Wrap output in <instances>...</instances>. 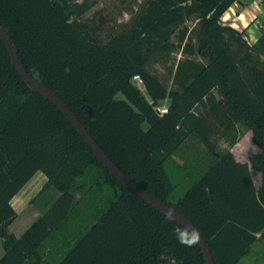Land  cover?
Here are the masks:
<instances>
[{
	"label": "trees",
	"instance_id": "16d2710c",
	"mask_svg": "<svg viewBox=\"0 0 264 264\" xmlns=\"http://www.w3.org/2000/svg\"><path fill=\"white\" fill-rule=\"evenodd\" d=\"M241 1L142 0L103 40L82 19L91 9L86 2L0 0V25L29 74L61 98L127 176L195 225L216 264H239L264 239V31L251 45L221 25ZM179 52L183 58L169 70L170 86L151 67ZM166 100L168 113L160 115ZM238 124L252 131L260 148L250 158L262 174L259 188L248 163L230 150L217 152L227 137H233L231 147L237 143ZM190 134L214 157L172 201L167 155ZM91 167L100 168L99 185L110 189L106 208L63 250L71 238L65 221L80 203L75 184ZM37 172L59 197L16 237L8 231L18 216L11 200ZM179 230L185 229L105 168L61 111L24 82L0 39V264H205L198 243L182 244ZM59 234L63 251L51 263L41 249Z\"/></svg>",
	"mask_w": 264,
	"mask_h": 264
},
{
	"label": "rangeland",
	"instance_id": "374dc122",
	"mask_svg": "<svg viewBox=\"0 0 264 264\" xmlns=\"http://www.w3.org/2000/svg\"><path fill=\"white\" fill-rule=\"evenodd\" d=\"M141 1L142 0H79V2H86L91 7L82 19L89 23L90 26L98 28L103 40L107 38L112 27L131 17L132 12L137 10ZM241 3H248V5L243 8ZM241 3L236 2L233 4L223 16L221 25L228 30H238L251 45H254L255 43L252 39V34L246 33L241 24H239V21L235 20V18H237L235 12L237 15L239 12H246L248 13L249 19L256 16L253 21L250 22V25L255 24L253 29L254 32H260L262 34L260 23L264 20V0L260 2L259 0H243ZM261 5H263V7ZM259 6H261V8H259ZM261 9L263 13H259V10ZM232 24L235 27H233ZM190 25L193 26L191 23ZM224 36L226 39L229 38L228 33H225ZM194 42L197 45L196 37H194ZM181 58H183L181 52L174 53L165 59L161 58L158 63L153 64L151 67L152 72L157 74L163 81L169 82V85L171 86L173 77L169 75V70L173 68L175 60L177 62ZM195 58L197 60H203L199 56H196ZM140 90L144 96L151 101L145 87L140 88ZM168 104L169 101L166 100L161 102L159 107L164 108L165 106H168ZM144 128L147 129L148 125L145 124ZM235 135L238 140L234 146L231 147L230 144L233 137H227L218 143L217 152L222 153L230 150L234 154L236 160H247L250 163V158L254 154L260 152L259 146L254 141L252 131H250L245 125L238 124ZM167 156L166 167L171 175L172 183L174 185L172 199V201H174L184 194V192L190 187L192 181L195 180L196 176L202 174L208 168V164L212 161L214 154L206 147L198 136L190 134L189 138L177 150ZM259 174L262 177L261 172L258 171L257 175ZM40 176H45V174L43 172H37L29 180L30 183H28H34ZM102 181V171L98 167H91L85 176H82L77 180L75 184L77 190L76 196L77 199L80 200V203L76 206L71 217L65 221V230L71 234V238L67 239L69 241L68 245H66L63 250H66L68 246L73 244L82 233H84L86 228L98 221L103 209L106 208L104 197L110 192V189L105 185H99ZM48 195L49 191L37 199L36 205H40ZM26 216L27 215L25 214L15 220L13 224V232L15 234H22L29 226V218ZM49 241L53 242H51L50 245L46 244L41 249L42 257L51 263H56L60 259L57 251L62 250L58 249L57 245L61 244V241H64L62 234H59L56 239H50ZM51 245L56 246V252L51 250ZM3 249V240H0V258L2 257L1 253ZM239 264H264V239H262L260 243H256L251 254L242 259Z\"/></svg>",
	"mask_w": 264,
	"mask_h": 264
},
{
	"label": "water",
	"instance_id": "95a60500",
	"mask_svg": "<svg viewBox=\"0 0 264 264\" xmlns=\"http://www.w3.org/2000/svg\"><path fill=\"white\" fill-rule=\"evenodd\" d=\"M0 39L5 44V47L9 53L11 62L15 67L16 71L20 75V77L24 80V82L35 92L40 94L45 100L53 104L56 108H58L61 113L68 119V121L73 125V127L77 130L79 135L83 138L87 146L93 152V154L98 158V160L103 164L105 168H107L124 186L131 190L134 194H136L142 201H144L147 205L155 209L157 212L164 215L166 218L181 225L185 230L191 232L195 231L199 234L198 245L201 248V252L204 256L205 264H216L214 260V256L211 252L210 246L203 237V235L199 232V230L195 227V225L183 214L179 213L175 208L167 205L156 196L151 194L145 188L140 186L134 180H132L129 176H127L105 153V151L99 146L97 141L91 135V133L87 130V128L81 123L79 118L75 115V113L61 100L59 96H57L53 91L49 88L45 87L39 81L34 79L27 69L24 67L22 60L20 59L17 49L13 44L8 32L0 25ZM83 100H86V97H83ZM89 114L93 113L91 108L88 109Z\"/></svg>",
	"mask_w": 264,
	"mask_h": 264
},
{
	"label": "crops",
	"instance_id": "0c3cea01",
	"mask_svg": "<svg viewBox=\"0 0 264 264\" xmlns=\"http://www.w3.org/2000/svg\"><path fill=\"white\" fill-rule=\"evenodd\" d=\"M262 0H259V2ZM241 3V2H238ZM249 3V2H248ZM248 3H241L242 7L244 8V6H247ZM263 7V5H261ZM261 6H259V8H261ZM263 9V8H262ZM259 10V13H263V11ZM264 10V9H263ZM235 16H237V18H235L236 21H239V24H241L243 30H245L246 33L252 34V39L254 41V43H256V41L259 39V37L261 36L260 32H254V25H250V22L253 21V19L256 17L254 16L253 18L251 17L250 19L248 18V13H244V12H239V14L237 15L235 12ZM233 27H235L232 24ZM254 34V35H253ZM239 162L242 163H248L249 167H250V173L252 175L254 184L257 188H259L262 184V177L261 175H257L258 171L255 170L249 163V161L247 160H237ZM257 175V176H256ZM48 179L45 176H40L39 178H37V180L32 183L29 184L27 183L25 185V187H23L21 189V191H19L11 200V205L13 207V209L17 212V218L22 217L23 215H27L26 217L29 218V226L27 227V229L33 224V222H35L46 210H48L51 205L55 202V200L59 197V192L54 189V188H48L45 189V185L47 183ZM47 191H49V195L47 196V198L40 204V205H36L37 203V199H39L44 193H46ZM39 192V193H38ZM36 193H38L37 195H35ZM15 222V221H14ZM14 222L9 226L8 231L9 233L14 234L16 237H20L22 234L18 235L15 234L13 232V224ZM261 241L257 242L260 243ZM254 247V246H253ZM2 256L4 254V249L2 251ZM1 259V258H0Z\"/></svg>",
	"mask_w": 264,
	"mask_h": 264
},
{
	"label": "clouds",
	"instance_id": "9594fccd",
	"mask_svg": "<svg viewBox=\"0 0 264 264\" xmlns=\"http://www.w3.org/2000/svg\"><path fill=\"white\" fill-rule=\"evenodd\" d=\"M176 235L177 239L186 246H193L199 240V234L195 231L179 230Z\"/></svg>",
	"mask_w": 264,
	"mask_h": 264
},
{
	"label": "built area",
	"instance_id": "2783aa9c",
	"mask_svg": "<svg viewBox=\"0 0 264 264\" xmlns=\"http://www.w3.org/2000/svg\"><path fill=\"white\" fill-rule=\"evenodd\" d=\"M260 28L262 29V31H264V20L263 22L260 23ZM133 80L139 88L144 87V82L140 76H135ZM168 109H169L168 106H165L164 108L158 107V112L160 113V115H164L168 113Z\"/></svg>",
	"mask_w": 264,
	"mask_h": 264
}]
</instances>
